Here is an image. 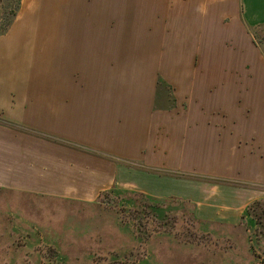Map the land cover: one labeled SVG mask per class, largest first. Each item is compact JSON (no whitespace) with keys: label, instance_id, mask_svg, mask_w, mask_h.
I'll return each mask as SVG.
<instances>
[{"label":"crops","instance_id":"obj_1","mask_svg":"<svg viewBox=\"0 0 264 264\" xmlns=\"http://www.w3.org/2000/svg\"><path fill=\"white\" fill-rule=\"evenodd\" d=\"M115 190L191 206L216 264H252L264 0L19 1L0 34V194L91 206ZM198 246L157 233L149 264H203Z\"/></svg>","mask_w":264,"mask_h":264},{"label":"rangeland","instance_id":"obj_2","mask_svg":"<svg viewBox=\"0 0 264 264\" xmlns=\"http://www.w3.org/2000/svg\"><path fill=\"white\" fill-rule=\"evenodd\" d=\"M19 1L0 0V34ZM5 199L0 194V264H149L148 242L157 233L197 242L203 264H216V242L198 233L188 205L154 203L116 190L91 206ZM253 221L247 227L252 264H264V208H256Z\"/></svg>","mask_w":264,"mask_h":264},{"label":"trees","instance_id":"obj_3","mask_svg":"<svg viewBox=\"0 0 264 264\" xmlns=\"http://www.w3.org/2000/svg\"><path fill=\"white\" fill-rule=\"evenodd\" d=\"M16 15V14H15ZM15 17V16H14ZM13 21V20H12ZM11 25V24H10ZM107 195V194H106ZM141 197H144L142 195H140ZM149 201H152V202H158V201H155V200H151V199H148ZM163 204H166L165 202H163ZM159 206V205H158ZM158 206H155L154 209L157 210L159 207ZM161 208V207H160Z\"/></svg>","mask_w":264,"mask_h":264}]
</instances>
